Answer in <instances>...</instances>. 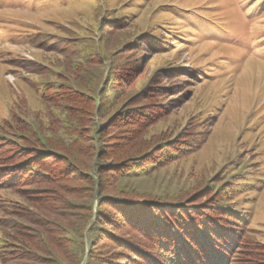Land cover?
I'll list each match as a JSON object with an SVG mask.
<instances>
[{
  "label": "rangeland",
  "instance_id": "rangeland-1",
  "mask_svg": "<svg viewBox=\"0 0 264 264\" xmlns=\"http://www.w3.org/2000/svg\"><path fill=\"white\" fill-rule=\"evenodd\" d=\"M70 23L73 37L84 45L95 40L100 49L99 86L108 84L116 64L134 62L129 67L136 72L132 80L126 76L129 84L121 92L154 90L159 98L150 104L157 103L162 116L137 130L129 123L119 127L103 122L111 115L102 119L97 114V125L91 117L80 143L64 140L69 159L56 165V173L74 169L68 175L72 178L40 186L49 189L44 195L34 191L39 189L34 185L22 194L0 191V199L8 197L14 209L58 223L74 245L69 244L60 264H141L134 252L114 242L116 237L135 242L141 238L130 230H111L106 220L98 226L100 212L111 211L108 206L115 199L178 202L198 196V202L208 203L211 195L205 190L225 172L232 194L224 205L247 218L250 230L257 233L255 240L264 245V0H0V121L18 113L49 125V108L36 98L18 62L69 69L73 63L68 55L43 52L26 38L39 33L64 38V26ZM123 72H117L118 79ZM55 113L61 117L59 110ZM68 115L75 123L76 115ZM12 124L24 132L19 123ZM185 132L188 140H198L193 154L159 166L153 162L147 166L148 175L131 180L109 172L99 176L98 164L115 166L128 157L151 156L160 142ZM94 169L92 183L87 182L84 175ZM29 190L34 195L23 194ZM51 205L61 217L46 211ZM102 230L110 231L108 240ZM257 258L259 254L252 253L239 264Z\"/></svg>",
  "mask_w": 264,
  "mask_h": 264
},
{
  "label": "trees",
  "instance_id": "trees-1",
  "mask_svg": "<svg viewBox=\"0 0 264 264\" xmlns=\"http://www.w3.org/2000/svg\"><path fill=\"white\" fill-rule=\"evenodd\" d=\"M64 27V38L58 35L44 36L41 33L26 38L29 44L43 52L68 55L73 65L61 72L53 66H41L25 59L18 62V67L28 74L26 81L36 98L48 106L50 123L47 127L38 125L34 120L29 121L18 113L13 118L11 116L12 119L0 121V191L22 194L25 189L39 185V189L34 191L44 195L49 189L40 186L72 178L68 175H72L74 169H63L56 173V165L58 167L64 163V159H69L63 152L65 141L69 145L80 143L81 134H84L86 123L91 117L96 124L99 118L111 115L103 122H114L119 127L129 123L137 130L162 116L160 106L155 102L150 104V101L159 98L154 90L144 89L135 95L121 92L129 84V81L125 82L126 76L132 80L136 72V68L129 67L134 62L116 64L114 71L108 75V84L102 82L99 86L102 60L95 40L85 42L88 44L84 45L79 37H73L72 23ZM81 67V73L77 72ZM122 71L124 76L118 79L116 74ZM109 86L111 87L108 88ZM144 101L149 104L136 105ZM56 104L62 106L58 107ZM93 108L96 109L95 112ZM116 108L122 110L114 115L112 112ZM55 110L61 113L60 118ZM68 114L76 115L75 123ZM97 114L101 117L98 118ZM13 122L19 123L24 132H20ZM77 124L81 129L77 128ZM188 137L189 134L185 132L160 142L157 145L158 152L150 153L151 156L147 154L149 157H128L127 162L115 166L98 164L99 176L109 172L108 176L116 174V178L131 180L135 175H148L147 166L153 165V162L157 165L165 164L168 160L175 161L198 150V140H188ZM100 156L97 155V159L101 160ZM92 173L96 174L95 169L84 175L87 182L92 183ZM224 173H218L205 190V194L211 195L208 203L198 202V196H188L189 201L178 202L154 199L134 203L115 199L111 207L108 206L111 211L107 210L103 214L100 212L102 219L97 225L106 220L110 223L111 230L126 229L138 235L141 240L136 242L122 237L114 238V242L120 244L118 247L134 252L141 259V264H239L241 260L250 258L252 253L259 254L260 258L253 259L251 264H264V245L255 240L256 231L250 230L247 218H242L241 213L237 214L233 208L230 210L224 205V200L229 199L232 194L229 190L231 185L223 178ZM31 192L33 191L29 190L23 194L34 195ZM90 199L91 196L88 200ZM11 203L12 200L8 197L0 199V264H60V257L68 255L67 250L72 242L65 232L60 231L58 223L43 215L39 216L36 212L16 210ZM49 209L46 210L49 214L57 213L61 217V212H56L58 208L51 205ZM103 232L105 235L102 237L108 240L111 237L110 231L102 230L101 233ZM78 249H74L76 253Z\"/></svg>",
  "mask_w": 264,
  "mask_h": 264
}]
</instances>
